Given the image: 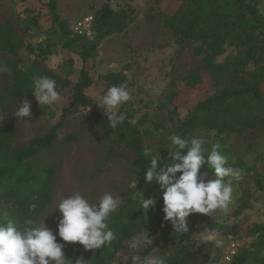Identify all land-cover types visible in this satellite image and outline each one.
<instances>
[{
	"label": "rangeland",
	"instance_id": "rangeland-1",
	"mask_svg": "<svg viewBox=\"0 0 264 264\" xmlns=\"http://www.w3.org/2000/svg\"><path fill=\"white\" fill-rule=\"evenodd\" d=\"M49 0H0V24L9 25L21 38L24 46L37 47L45 41L47 36L38 30L25 31L22 23L26 8L38 11L41 2ZM253 3L264 17V0H245ZM61 17L72 27L74 22L86 16H94L95 12L105 3L118 11L125 7L134 10L133 22L119 34L112 35L101 42L97 49V56L93 62L87 64L92 86L85 93L93 100L89 108L69 111L68 116L57 133L51 149L39 151L29 159L33 171L51 168L54 176L50 184L51 202L40 215L42 222L53 234L57 231L60 214L56 211L58 202L69 195L79 192L90 202H98L102 193H109L119 197L123 206L130 196V183L134 180L136 155L132 150L125 149L113 143V137L106 135L101 121L107 119L103 110L95 103L105 94L104 78L117 73L127 66L125 74L129 81L128 91L130 101L120 105L117 109L132 110L133 119L129 122L137 124L141 133L142 144L145 148H152L153 153L160 159L166 150L171 149L169 137L179 135L174 127L177 119L184 120L197 101L214 94V88L205 79L197 88L192 89L184 85V78L198 69L202 56H195L193 49L199 44L189 41L182 46L176 44L169 30L163 25L166 17L171 16L180 5V0H55ZM224 6V0L218 2ZM224 11L232 14L231 8ZM44 28L49 26L47 18L42 20ZM247 30L250 29L248 25ZM52 54L38 57V51L33 54L22 49L17 56L10 57L0 51V122L6 118L12 129L11 149L17 150L28 145L31 139L44 136L51 126L60 119L61 111L66 108L70 95V88L61 89L56 86L59 99L53 106H39L33 93L23 99L12 102L6 96V90L12 82L10 65L18 63L22 71L41 73L51 72L64 77V63L68 54L55 47ZM239 50L234 47H224V52L215 58V64H223L228 58L240 57ZM264 56V54H263ZM75 67H80L77 58ZM264 63V57H263ZM252 71L248 65L246 71ZM75 81V78L72 82ZM176 97L170 101L169 97ZM27 100L31 104L30 118L17 120L13 113L20 103ZM203 137L204 147L210 151L212 145L220 144V151L229 154L232 163H242L249 171L242 175V179L233 182V200L225 212L217 210L209 218L223 226L238 225L242 229L253 224L264 223V126L247 130L241 134L215 130L199 129L187 137ZM186 137V138H187ZM205 182L208 174L204 175ZM261 180V188L255 184ZM149 220L148 236L153 240L160 234L170 233L173 229L158 228L151 217ZM188 226L198 222L197 214H190L186 218ZM215 237L222 242L219 248L214 247ZM202 243L199 250L200 264L205 258L217 257L218 264H230V261L241 251L250 249L254 238L239 236H221L204 231L193 237L191 243ZM59 241V237H57ZM72 244L65 242V247ZM128 242L125 244L127 247ZM126 247L116 256L113 264H131L125 254ZM177 243L159 245L148 255H161L165 258L174 254ZM143 249L141 253L144 251ZM214 252V255H213ZM264 257V251L262 252ZM51 264V262H50ZM246 264H257L248 261Z\"/></svg>",
	"mask_w": 264,
	"mask_h": 264
},
{
	"label": "trees",
	"instance_id": "trees-1",
	"mask_svg": "<svg viewBox=\"0 0 264 264\" xmlns=\"http://www.w3.org/2000/svg\"><path fill=\"white\" fill-rule=\"evenodd\" d=\"M219 1L180 0L177 10L163 21L177 45L182 46L186 41L199 44L193 49V53L195 56H202L201 64L196 71L184 78V85L195 89L208 79L215 90L212 96L197 101L189 109L184 120L177 119L174 130L183 138L199 129L241 134L264 126V17L255 4L245 0H224V6L218 4ZM154 2L159 4L160 0ZM224 8H231L232 14L224 11ZM24 12L22 23L25 31L38 30L48 38L37 47L24 46L21 38L9 25L0 24V51L15 57L22 49L30 54L37 50L38 57L43 58L51 55L53 48L59 47L68 54L64 63L65 76L60 77L51 72L41 73L39 76L33 71L24 72L19 69L18 63H12V82L5 97L10 98L12 102L20 101L32 93L33 78L43 76L54 79L56 86L61 89L70 88V95L59 121L53 124L44 136L31 139L24 148L14 151L11 149V126L6 118L0 122V216L6 215L19 224L26 219L39 222L40 215L51 202L50 184L54 170L47 168L33 171L29 159L41 150L51 149L69 111L92 106L93 100L85 93L93 83L86 66L96 58L101 42L124 32L133 22L134 16V10L130 7L114 11L108 3L103 4L93 16L94 37L88 40L72 33V27L58 12L55 0L41 2L38 11L26 8ZM44 18L49 21L47 28L42 25ZM248 25L249 30L246 28ZM224 47L237 48L241 56L228 58L223 64H215V58L224 52ZM74 58L79 60V68L75 67ZM248 65L253 66L252 71H246ZM125 69L127 66L104 78L105 92L113 85L125 84L128 89L129 81ZM74 78L75 81L72 82ZM175 97L176 95L172 94L170 101ZM2 99L4 97L0 96V101ZM119 112L123 113L126 119L116 129H110L106 119L101 121L100 126L106 135L113 137V143L135 153L136 188L131 189L125 204L109 218V226L117 233V239L112 242L111 249L101 247L95 251H85L82 245L72 243L63 250L65 257L72 264L79 258H83L87 264H113L133 234L140 231L149 232V217L158 228L171 227L170 223L163 219L159 185L155 181L151 185L144 182L143 177L150 158L144 155L146 148L142 144L138 123L129 122L133 119L134 112L125 108ZM169 150L171 149L165 151L161 160L170 158ZM184 153L186 149L182 150V154ZM224 155L229 166L242 169L243 174L249 171L242 163H232L228 153ZM200 173L203 178L208 174V180L213 178V172L207 165L201 166ZM176 175L178 177L180 173ZM255 183L258 188L262 187L261 180H256ZM136 195L155 198L156 203L145 212L138 207L137 200H133ZM197 216L198 222L188 226V233L177 234L172 230L170 233L160 234L141 255H148L161 244L177 243L178 248L174 254L166 258L167 264H200L199 250L202 251V244H192L191 241L193 237L207 230L225 237L242 235L254 238L250 249L241 251L230 264H246L250 260L264 264V223L242 229L238 225H220L209 216ZM201 264H218V259L205 258Z\"/></svg>",
	"mask_w": 264,
	"mask_h": 264
},
{
	"label": "clouds",
	"instance_id": "clouds-1",
	"mask_svg": "<svg viewBox=\"0 0 264 264\" xmlns=\"http://www.w3.org/2000/svg\"><path fill=\"white\" fill-rule=\"evenodd\" d=\"M32 93L41 108L53 106L60 95L56 81L47 76L33 78ZM130 99L127 86L121 84L109 87L95 103L103 110L110 129H116L125 121L126 116L117 109ZM30 108V102L24 100L13 115L17 120L24 121V118L31 117ZM169 141V159H159L152 154V148L144 150L150 162L143 178L146 184L151 185L155 181L159 185L163 219L171 223L175 233L185 234L189 232L186 218L190 214L212 216L217 210L226 212L229 209L233 200V182L242 179L243 170L228 165L227 157L220 151V144L212 145L210 151L206 150V141L202 136L183 138L172 135ZM185 149L186 153L182 154ZM202 165H207L213 172V178L207 182L200 173ZM177 173H180L178 177ZM129 186L135 189L136 180ZM133 200H137L138 207L145 212L156 203L155 198L140 195L134 196ZM121 204L119 197L106 192L95 203L79 192L66 196L56 205L60 218L55 234L44 223L33 219L19 224L6 215L0 216V264H72L64 255L65 242L78 243L85 251L101 247L111 249L117 233L109 226V218ZM210 239L215 241V248L222 246L215 235ZM207 242L205 239L198 245ZM152 243L147 232H137L130 238L125 256L131 264H167L164 256L141 255V251ZM75 264L87 262L79 258Z\"/></svg>",
	"mask_w": 264,
	"mask_h": 264
},
{
	"label": "built area",
	"instance_id": "built-area-1",
	"mask_svg": "<svg viewBox=\"0 0 264 264\" xmlns=\"http://www.w3.org/2000/svg\"><path fill=\"white\" fill-rule=\"evenodd\" d=\"M72 33L80 38L91 40L94 37L93 16L86 15L74 22Z\"/></svg>",
	"mask_w": 264,
	"mask_h": 264
}]
</instances>
